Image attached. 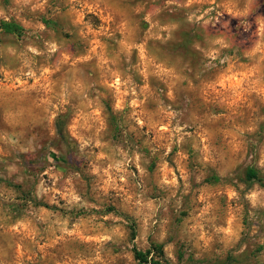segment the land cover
I'll return each instance as SVG.
<instances>
[{"label":"rangeland","instance_id":"obj_1","mask_svg":"<svg viewBox=\"0 0 264 264\" xmlns=\"http://www.w3.org/2000/svg\"><path fill=\"white\" fill-rule=\"evenodd\" d=\"M1 21L0 264H264V0H0Z\"/></svg>","mask_w":264,"mask_h":264},{"label":"trees","instance_id":"obj_2","mask_svg":"<svg viewBox=\"0 0 264 264\" xmlns=\"http://www.w3.org/2000/svg\"><path fill=\"white\" fill-rule=\"evenodd\" d=\"M0 28H3L6 31H19L21 29V26L14 22H8V21H1L0 22ZM247 178L249 180H259L260 177L258 175V172L254 168H248L247 170ZM157 253L158 256H161V258H165L164 249L162 244H154L153 248H149L145 251L134 248V255L135 258L140 263H152V264H162V261L159 259H156L155 255L154 257L151 256L152 252Z\"/></svg>","mask_w":264,"mask_h":264}]
</instances>
